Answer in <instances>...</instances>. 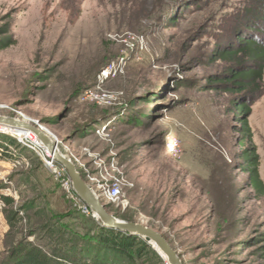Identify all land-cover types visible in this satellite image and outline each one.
Returning <instances> with one entry per match:
<instances>
[{
  "label": "rangeland",
  "instance_id": "obj_1",
  "mask_svg": "<svg viewBox=\"0 0 264 264\" xmlns=\"http://www.w3.org/2000/svg\"><path fill=\"white\" fill-rule=\"evenodd\" d=\"M247 1L0 0V43L11 44L0 50V116L41 128L97 197L120 184L119 200L101 201L108 213L160 232L182 264H264V198L241 170L232 96L202 88L226 68L212 52ZM251 107L247 144L264 182V82ZM0 133L22 163L0 181L13 194L0 210V264L26 241L49 249L53 229L65 240L94 233L101 223L67 170ZM160 258L120 264H168Z\"/></svg>",
  "mask_w": 264,
  "mask_h": 264
},
{
  "label": "trees",
  "instance_id": "obj_2",
  "mask_svg": "<svg viewBox=\"0 0 264 264\" xmlns=\"http://www.w3.org/2000/svg\"><path fill=\"white\" fill-rule=\"evenodd\" d=\"M228 33L226 44L216 47L211 56L212 62H223L226 68L209 76L202 88L232 96L233 113L241 126L238 130V144L243 150L244 162L241 170L249 175L258 197L264 198V182L260 179L257 162L258 153H251L253 147L247 144L251 143L253 137L248 122L252 113L251 106L263 91L264 0H248ZM10 45L0 43V50L7 49ZM1 133L0 148L5 144L15 143L12 137ZM4 201L7 206H13L10 198H5ZM121 219L134 222L129 215H123ZM6 221L13 226L17 221L21 222V219L13 211L6 217ZM93 224L97 227L95 232L92 233L89 228L82 238L72 234L65 240L61 238V230L53 229V234H50L53 243L49 249L28 241L17 245L9 252L13 264H120L135 263L146 258L163 262L143 238L121 233L96 222ZM262 237L264 242V235Z\"/></svg>",
  "mask_w": 264,
  "mask_h": 264
},
{
  "label": "water",
  "instance_id": "obj_3",
  "mask_svg": "<svg viewBox=\"0 0 264 264\" xmlns=\"http://www.w3.org/2000/svg\"><path fill=\"white\" fill-rule=\"evenodd\" d=\"M0 126L8 127L9 129L23 131L26 134L32 133L36 136L38 141L42 144V147L49 152L56 164L67 170L69 179L73 184V189L77 197L87 209H89L95 218L102 226L114 229L119 232L128 233L136 237H141L148 243L152 249L157 253L154 245L160 250L168 259L169 264H182L179 254L172 248L169 241L160 232L143 225L124 220L115 219L107 211V205L103 204L96 194L93 193L91 188L84 182L81 174L78 172L74 163L64 157L58 146L53 142L50 136L44 133L34 123H26L25 121L18 120L16 118L1 117Z\"/></svg>",
  "mask_w": 264,
  "mask_h": 264
},
{
  "label": "built area",
  "instance_id": "obj_4",
  "mask_svg": "<svg viewBox=\"0 0 264 264\" xmlns=\"http://www.w3.org/2000/svg\"><path fill=\"white\" fill-rule=\"evenodd\" d=\"M103 75L105 76H109L108 73H104ZM101 98L105 99L107 98L108 100H106L107 102H110V97L108 96H100ZM98 97V99L100 98ZM100 98V99H101ZM31 134V133H29ZM20 144H24V140H30L33 144L30 145L29 147L31 149L37 150V148L42 149V160L44 161V163L48 166H52V164L55 163V161L53 160V158L51 157V155L49 154L48 151H46L44 148H42V146H38L34 143L32 138L29 139H18ZM170 152L172 155H178L182 152V145H181V141L177 138H174L170 141ZM18 146H20L18 143H14V144H5L2 148H0V165L3 166L5 171H1L0 170V181L2 182H6V178H5V172L6 173H11L12 171H14L15 169H18L19 166H21V155L20 152L18 150ZM44 152V153H43ZM49 161V162H48ZM56 164V163H55ZM3 174V176H2ZM121 186L120 184H115V187L112 188H105L103 190V192L101 194L98 195V198L100 201H102L103 199H106L108 201H116L119 200L121 198ZM13 194L11 192L10 189L7 188H2L0 186V210L6 209L7 204H5L4 199L5 198H12Z\"/></svg>",
  "mask_w": 264,
  "mask_h": 264
},
{
  "label": "bare ground",
  "instance_id": "obj_5",
  "mask_svg": "<svg viewBox=\"0 0 264 264\" xmlns=\"http://www.w3.org/2000/svg\"><path fill=\"white\" fill-rule=\"evenodd\" d=\"M0 127L7 128L8 132H12L13 134H15L18 137H23V138H26V139L32 138L36 145L42 146V144L37 139H35V137L32 134L28 135V134H26L23 131H17V130L9 129L8 127H4V126H0ZM153 247L156 249L158 255H160L168 263L167 257L160 250H158V248L155 245Z\"/></svg>",
  "mask_w": 264,
  "mask_h": 264
}]
</instances>
